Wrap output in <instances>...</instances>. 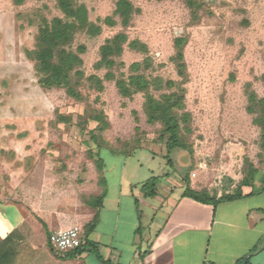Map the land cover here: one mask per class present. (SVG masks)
Returning <instances> with one entry per match:
<instances>
[{
  "label": "rangeland",
  "instance_id": "1",
  "mask_svg": "<svg viewBox=\"0 0 264 264\" xmlns=\"http://www.w3.org/2000/svg\"><path fill=\"white\" fill-rule=\"evenodd\" d=\"M73 1L85 5L101 30L74 36L68 49L85 47L81 67L69 87L46 89L33 51L42 20L62 17L56 0H0V177L7 189L14 186L18 199L75 213L103 191L105 180L117 183L122 169L126 179L137 171L177 175L215 197L234 192L244 177L255 190L264 186L263 134L247 111L250 93L264 96V0H192L197 7L187 0H130L139 12L125 29L113 16L117 0ZM105 17L115 24L105 25ZM119 32L127 42L111 71L114 80H106L107 70L95 68L99 47ZM178 37L185 39L183 79L170 60ZM132 41L147 53L131 49ZM146 58L138 71L129 69ZM136 74L181 82L189 148L171 153L172 166L160 125L146 122L143 94L122 97L115 86ZM92 75L102 90L88 81ZM175 90L150 87L156 98Z\"/></svg>",
  "mask_w": 264,
  "mask_h": 264
},
{
  "label": "crops",
  "instance_id": "2",
  "mask_svg": "<svg viewBox=\"0 0 264 264\" xmlns=\"http://www.w3.org/2000/svg\"><path fill=\"white\" fill-rule=\"evenodd\" d=\"M123 171L117 183L105 180L100 208L86 202L75 213L18 199L0 177V264H264V186L251 182L239 199L203 204L184 196L187 187L199 191L193 182L165 173L145 198L142 185L159 175L126 179ZM95 214L87 236L95 250L50 251L49 234L78 226L83 241Z\"/></svg>",
  "mask_w": 264,
  "mask_h": 264
},
{
  "label": "trees",
  "instance_id": "3",
  "mask_svg": "<svg viewBox=\"0 0 264 264\" xmlns=\"http://www.w3.org/2000/svg\"><path fill=\"white\" fill-rule=\"evenodd\" d=\"M24 0H13L14 4L20 5ZM191 7L200 6L198 3H193L192 0H187ZM57 8L62 17H54L50 20L43 19L38 30L36 38V49L33 51V58L36 62L37 71L40 74V84L46 89L69 87V79L72 72L78 71L82 65L81 55L85 51L84 46H79L76 51L68 49L72 44L74 36L83 31L90 36H96L101 28L99 25L91 22L88 17V11L83 4H76L73 0H56ZM139 12L130 0H117L113 11L114 18L119 19V24L122 28L129 27L132 18ZM113 17H105L103 23L107 26L115 24ZM127 42L125 32H119L110 39H107L103 45L99 47V59L95 64V68H105L106 80H114L112 69L117 66L116 59L120 58L123 45ZM185 39L178 37L174 42V55L171 57V62L174 64L177 75L182 79L185 77L186 69L183 60V47ZM131 49L140 50L142 53H147L146 46L139 44L136 41L129 43ZM144 62L133 63L129 69L138 71L141 64ZM121 66V63L118 64ZM88 81L95 86L97 91L102 90V81L96 76H89ZM115 86L122 97H130L134 92L143 94L142 110L148 124L158 123L160 125L159 139L163 141L167 160V164L172 166L173 163L170 155L173 151H187L189 144L187 142L188 132L183 131L182 123L187 124L189 114L184 112V90L181 88V82L165 81L158 77L147 80L142 74L129 76L127 80H115ZM160 89L162 87L171 89L176 87L175 91L168 94H160L158 98L150 93V87ZM71 95H75L72 90H69ZM247 111L254 115V123L262 131V140L264 143V96L257 98L255 94L250 93L247 98ZM160 176L150 177L143 185L142 191L145 198L153 197L156 187L160 182ZM251 183V182H250ZM248 179L244 177L239 185L236 186L234 192H227L215 197L205 191H193L189 187L185 189L184 196L191 198L200 203L216 204L226 201H233L242 197L241 187L248 186ZM104 199L101 194L87 204L93 208H100ZM98 222V215L95 214L92 220L85 226V233H90ZM84 251L95 250L93 244L88 241L81 244L76 250ZM54 255L58 254L50 248ZM64 257H67L66 255ZM249 258H243L237 264H248Z\"/></svg>",
  "mask_w": 264,
  "mask_h": 264
},
{
  "label": "built area",
  "instance_id": "4",
  "mask_svg": "<svg viewBox=\"0 0 264 264\" xmlns=\"http://www.w3.org/2000/svg\"><path fill=\"white\" fill-rule=\"evenodd\" d=\"M218 184H220V182L215 184V186L217 187ZM47 241L49 247L56 253H66L76 250L83 242L78 226L55 231L48 235Z\"/></svg>",
  "mask_w": 264,
  "mask_h": 264
}]
</instances>
